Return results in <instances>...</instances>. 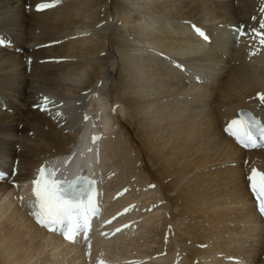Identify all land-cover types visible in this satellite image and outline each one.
Listing matches in <instances>:
<instances>
[{"label":"bare ground","instance_id":"bare-ground-1","mask_svg":"<svg viewBox=\"0 0 264 264\" xmlns=\"http://www.w3.org/2000/svg\"><path fill=\"white\" fill-rule=\"evenodd\" d=\"M41 2L0 0V95L9 105L5 111L0 102V160L22 165L15 180H0V264H190L186 255L193 264H264V220L247 179L253 168L264 172V147L246 151L226 132L243 109L264 122V0H116V16L106 10L110 0H60L37 11ZM191 22L211 39L196 41L183 26ZM121 29L126 34L116 35ZM106 39L121 50L115 102L124 129L144 159L150 152V166L164 177L161 191L177 197L187 215L171 230L166 222L160 231L170 240L149 253L134 249L147 237L134 226L148 207L142 213L138 196L117 197L127 182L101 181L109 156L128 154L126 142L111 137L115 115L100 94L112 55ZM76 94L89 99L73 137L40 107L45 95ZM136 162L129 157L115 167L132 172ZM42 166L58 180L86 173L97 183L100 215L86 243L81 236L69 243L35 223L31 182ZM149 171L145 187L155 182ZM160 213L146 224L156 228ZM178 232L191 246L176 243Z\"/></svg>","mask_w":264,"mask_h":264},{"label":"rangeland","instance_id":"rangeland-1","mask_svg":"<svg viewBox=\"0 0 264 264\" xmlns=\"http://www.w3.org/2000/svg\"><path fill=\"white\" fill-rule=\"evenodd\" d=\"M115 1L114 0H110V3H109V7L110 8L108 7V9H106V10H108L111 13L112 16H116V14H117L116 7H115ZM163 23L164 22H160V24H163ZM121 24H122V22H121ZM121 24H120V22L118 23V25L120 27H121ZM115 34L118 35V36H122L123 34H126V33L124 32L123 29H121L120 31L115 32ZM106 45H107V51L112 52V55L110 57L111 59L109 58V61L107 62V66H105L104 69H103L105 74L106 73L108 74V75L106 74V76H108L109 79L107 80L108 82H107L106 88L103 91H101L100 94L103 95L106 98L107 104L110 103L109 105H110V111H111L112 110V103H114L116 101V98H117L116 96H118L117 93L118 94L120 93L119 89L121 88L119 86H121V73H122V71L120 70V68H118V64H119L118 63V60H119V55L118 54H120L121 50L119 51V47L117 46L116 42H114V43L112 42V43L109 44L108 39H106ZM140 51H141V49H140ZM144 51L146 52V50H144ZM115 86H117V87H115ZM82 93H84V92H82ZM37 95L39 96L40 94L38 93ZM44 97H45L46 100H50L51 101L50 103H51L52 107L54 108V110H58V111L61 110L60 112L62 114H64V119L65 120H62V121L60 120L59 123L65 122V124H68L66 122H70V120H71V123L66 125L67 127L65 126V128H62V129L66 130L67 128H70V131H69L68 134L69 135L73 134L72 136L74 137V135L77 133V129H78V127H77L78 125L76 124V122L78 120H80V118H81V114L80 113L82 112L81 110L86 105L85 100L87 99V102H88L89 98L85 97V96L84 97H80L78 95H77V97L76 96H72L73 98H68L67 96H64V97L56 96L55 97V96H47V95H45ZM1 98L2 97L0 95V101H2V103H4V104H7V101L2 100ZM116 104L117 103L115 102V107H116ZM7 107H9V105H7ZM68 109H71V111L68 112ZM111 112H115L114 113V115H115V122H114L115 126H114V128H115V130L117 132V133H111V137L112 138L113 137L114 138L115 137H117V138L121 137L122 140L124 142H126L124 147L126 148L128 154L123 156V154L121 152L114 151L115 155L113 153L111 156H109V159H108V166H109L110 169L107 170L106 172H104V176L105 177L101 181H103L104 183H108L110 181L109 184H108L109 186H112V185L114 186L115 184H117V182L119 183L120 181L127 182V185H129V186L128 187L126 186L124 188V190H121L118 193L117 197H121L123 195V199L124 198L127 199L130 196L133 197V195L134 196H138L139 197L138 201L137 200L135 201V209L138 210L139 212L141 211L142 213H144V211L146 210V206L148 207V215H145L146 217L143 216V217L139 218L140 220L139 219L136 220V224L134 226V228H135L134 230H135L136 234H142V232L144 231V235H146L147 237L143 238V240L141 239V241H140L141 244H139V243L136 244L134 246V249L139 251V252H147V253H149L151 251V249L152 250H157L161 246L160 243L162 241L166 244L170 240V234H165V236H162L160 230H162V228L163 229L165 228V229L168 230V228H169L168 226H170L169 230H171V228L175 224H177L178 222H180L183 219H185L187 215L183 214L184 213L183 211L180 212V208H178V206H177V204L179 202L178 201L179 199L177 200V197L170 198V197H168L169 195L166 196L161 191L160 182L164 181V179H162L164 177L161 176V173L158 172L157 168H154V167L150 166V162H148V159L151 157L150 152H147V155L145 157L146 159H144L141 156V154H139V151L136 150V147L134 146L135 145L134 142H132L131 139H130L131 135H129L128 131L126 129H124L125 122H126L125 117L121 116L117 112V109L115 111L112 110ZM68 115H71V116L68 117ZM128 121H129V123L130 122L133 123V121L130 120V119H128ZM133 128H134L135 133H138L139 128H137L136 126H134ZM111 137L109 136V139ZM129 157L132 158V159H136V161H137L135 163L134 170L132 172L128 171V169H126V168L118 170V168H119L118 167V165H119L118 163L124 162L126 159H129ZM8 162L10 163V159H6V157L4 158V160H0L1 164H4V163L7 164ZM246 163H245V166H246ZM145 164L148 165V167L150 168L149 170H151L152 172L155 173V182L148 184L149 185V186L147 185L148 189H146V187L143 186L142 183H141V179H145L147 177L149 178V174H150L149 173L150 171L146 169V167H145L146 165ZM113 166L114 167L117 166L118 168L117 167L114 168ZM21 167H22V165H19V170L21 169ZM206 171H208V170H206ZM129 180L137 182V184L139 185L140 193L138 192V190L136 192H135V190H133L134 184H133L132 181L129 182ZM151 185H153V186H151ZM144 193H147V194H144ZM149 193H151V194H149ZM159 201H161V202H159ZM138 202H139V205L137 204ZM159 203H161L162 205L161 204L159 205ZM156 208L158 209V211L155 210ZM160 209H162V210H160ZM160 211L162 213V214L160 213L161 215L165 214L162 217L163 218L165 217L166 220H165V218H164V220H160V223H158V226H156V228L155 227L154 228L153 227L152 228L149 227L148 224H146V221L148 220L149 216L152 217L153 215H155L156 213H159ZM179 214H183V215L179 216ZM168 221H169L170 224L168 223L169 225L167 226L166 222H168ZM183 221H185V220H183ZM198 222L201 223V220H198ZM136 225H137V227H136ZM157 227H159L160 229L157 228ZM140 231H142V232H140ZM145 232H147L148 235L145 234ZM177 234H178L177 235L178 237H176V241H179V240L180 241L176 242V243H179L181 246L183 245V247L191 246V241L189 239L185 240L186 238L183 237L184 235L179 233V232ZM166 235H167V238H166ZM239 237H241V235ZM180 238H182L183 240L180 239ZM180 242H182V243H180ZM204 246L205 245H201V246H198V247L201 248V249H204L205 248ZM149 249H150V251H148ZM165 250L166 251H164L162 253V255H165L166 253H169L168 249H165ZM186 256H187L186 258L189 259L190 264L192 262L196 263V258L195 257H191V256L188 257V255H186ZM233 259H234V257H229L227 260L230 261V262H233V263H237L238 260L236 258H235V260H233ZM145 261L143 263H145ZM148 261H150V260L148 259Z\"/></svg>","mask_w":264,"mask_h":264},{"label":"snow or ice","instance_id":"snow-or-ice-1","mask_svg":"<svg viewBox=\"0 0 264 264\" xmlns=\"http://www.w3.org/2000/svg\"><path fill=\"white\" fill-rule=\"evenodd\" d=\"M59 2L60 0H42L36 10L53 8ZM261 28H264V24H261ZM197 32L207 39L199 29ZM258 35L264 36V33ZM260 42L264 44V39ZM259 99L264 103V95H259ZM227 131L245 148L264 147V124L259 121L233 120ZM4 177L5 173L0 172V179ZM247 179L259 211L264 215V172L253 168ZM31 183L32 195L35 198L31 215L40 226L50 231H61L69 241H74L82 230L89 228L88 211L93 207V200L88 192L87 178L81 176L75 180L66 178L58 180L54 170L42 166L37 170V175Z\"/></svg>","mask_w":264,"mask_h":264}]
</instances>
